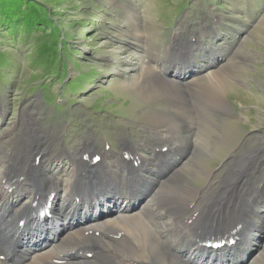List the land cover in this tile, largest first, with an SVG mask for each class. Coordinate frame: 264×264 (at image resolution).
<instances>
[{"label":"rangeland","instance_id":"1","mask_svg":"<svg viewBox=\"0 0 264 264\" xmlns=\"http://www.w3.org/2000/svg\"><path fill=\"white\" fill-rule=\"evenodd\" d=\"M29 1L34 4L40 2L43 4L40 5L48 10L46 15L50 20L46 35L32 33L26 34V37L19 34L15 38L4 33L3 26L0 28L1 179L8 168L3 160L8 158V154L15 156L16 153H21L26 142L27 146L47 151L48 156L43 159L41 165L47 177L54 173L46 170L47 165L56 162L60 164L66 158L58 160L54 156L55 153L68 148L73 151L83 143V146L77 147L73 153L68 152L75 154L79 149L85 148L87 143L92 142L101 148L109 144L114 152L119 153L123 150H119L120 145L122 148L121 143L135 145L142 139H146L150 147L157 148L158 139L163 138H159L154 132L162 127L163 120L144 118L154 115L153 110L163 113V119L173 118L177 101L171 102L169 106L143 105L139 96L133 91L130 92L128 84L138 79L144 63H158L164 67L166 61L160 63L161 60L171 58L174 53L184 56L185 62H192L197 67L193 66L194 71L182 77L170 74L181 83L179 85L201 75L200 71L223 72L224 78L218 76L217 81L221 85V97L229 105L221 107L220 100L213 94L217 87L210 82H202L192 89L185 90L191 101L186 108L191 106L199 112L207 111L211 114L203 122H198L196 127H181L182 134L171 138L185 141L184 147L182 146L185 152L174 158H180L177 168L185 162L189 163H186L183 170L185 181L189 180L202 188L212 179L213 187L209 189L208 194H217L225 189L224 183H230L239 174L235 171H238L236 167L242 158L251 157L253 151L264 147V0ZM175 35H180L181 41L175 49H170ZM190 41L193 44L190 50L192 52L187 55V51H181L190 45ZM180 60H168L167 66L176 71L182 69L184 64H179ZM182 78L186 81H181ZM174 92L176 90L173 87L172 90L170 87L165 88V95ZM198 115L199 113H196V116ZM194 139L198 140L200 145L192 150L191 155L188 143L193 145ZM88 140L93 141L85 143ZM171 149L177 151L174 147ZM139 151L141 156H145L142 148ZM150 151L151 149L146 152ZM189 157L192 160L188 161ZM170 159L174 161L172 157ZM51 160L55 161L50 162ZM68 160L69 171H66L69 167L66 161L59 165L62 170L55 172L57 176L51 178L64 176L65 173L71 178L72 164L70 159ZM251 173V179L241 178L240 182H235L234 187L240 189L244 182V185L255 189L252 192L255 196L260 183L264 185V151L256 156ZM211 174L213 176L210 178ZM157 176L155 174L154 177L159 179ZM96 180L94 184L92 176L91 180L78 184L87 199L77 196L74 198L86 200L76 209L80 214L68 227L64 226L63 233L72 230L73 226L85 223L82 226L85 227L89 222L102 220L107 216H117L119 212H110L112 197H123L119 191L129 184L137 191L134 185L137 179H125L127 182L121 181L118 185L101 182L99 177ZM62 181L64 182L63 179ZM65 183H69V180ZM30 185L32 184L28 183L24 187ZM102 185V191L93 199H89L93 190ZM109 186H114L115 190ZM158 188L159 186L150 188V193L141 198L140 206L144 205V210H158L151 199ZM199 196L197 194L196 197ZM253 196L239 195L238 198L246 200L248 205H256L260 195L257 199ZM28 198L29 194H25L20 204H24ZM56 198L60 202L61 197ZM124 202L122 199L118 205L124 206ZM131 202L129 204L135 207V199L131 198ZM202 206L203 203L195 198L187 200L182 213V224L189 222L190 228H193L203 217L205 220L216 222L214 217L208 218L210 214ZM125 207L126 203L123 208ZM249 209L253 208L246 206L243 212L258 225L256 234L257 240H260L253 244V253L249 259V262H252L253 257L258 254L259 246L264 244V195L261 218L257 217L258 209L248 215ZM91 212H95L94 219L87 217ZM230 216L231 219L235 218V221L244 220L241 210L238 209L234 213V207ZM59 220L56 211L55 223H52L51 227L45 224L38 228L44 229L45 235H40L34 241L31 253L45 250L52 244L48 240L55 239L52 236ZM148 225L152 226L150 222ZM127 228L139 232L138 226ZM28 229L29 227H25L21 233L34 232ZM247 249L251 250L250 246ZM236 251L238 254L239 251ZM137 253L140 255L142 249ZM146 263L158 264L153 259ZM204 264L232 262L231 259H218Z\"/></svg>","mask_w":264,"mask_h":264},{"label":"bare ground","instance_id":"2","mask_svg":"<svg viewBox=\"0 0 264 264\" xmlns=\"http://www.w3.org/2000/svg\"><path fill=\"white\" fill-rule=\"evenodd\" d=\"M167 63L168 60L166 61V65H163L164 67L158 63H144L141 74H139L140 76L137 75V77L139 76L138 79L128 84L130 92L133 91L137 94L140 98L139 101L143 105L157 106L166 104L169 106L168 104L171 102L177 101V108L174 109L175 116H172L173 118L164 117L165 119H163V113L156 110H153L154 115L144 118V120H163V123H161L162 127L157 128L156 126L157 129L154 132L156 136L163 138L158 139L157 148L150 147L146 139H142V141L135 143V145L123 142L121 148L123 150L120 153H115L112 149L100 152L92 142L87 143L85 148L79 149L75 154H71L68 151L63 152L59 157L70 159L72 164L69 183L63 182L60 177L51 178V176H57L55 172L51 173L50 177H47L46 173L41 169L43 159L48 156L47 151L38 147L32 148L31 146H27L28 142L25 143L22 150L24 152L21 151L22 154L16 153L15 156L8 154V158L3 160L5 166H8V168L5 176L0 181V251L10 257L11 261L6 263L0 261V264H147L146 262H149L150 259H153L158 264H204L207 261L215 262L218 259H231L232 264H236L237 261L235 259L238 257L242 258L238 264L244 262L243 256L246 257L247 255V247L250 246L251 248L250 243L253 246L257 242L255 231L259 227L251 218L244 214L243 210L246 206H250L253 209H249L247 214L251 215L254 209H258L257 217L261 218L264 193L259 196L256 205L251 203L248 205V203H245L246 200H240L238 196L252 197V189L244 185V182L241 184L240 189H236L234 184L236 181L240 182L241 178L251 179L253 162H255L256 156L259 153H263L264 147L253 151L251 157H244L242 161L240 159L241 162L236 167L238 171H235L236 174H239L230 183H224L225 189L217 194H208L209 189L211 190L213 187L211 186L212 179L210 180L213 176L212 174L208 179L210 180L208 185L202 188L194 185L189 180L186 182L183 170H185L184 168L188 162L177 168L179 165L178 159H174L179 153L185 152V148L182 149L185 141L183 139L171 138L182 134L181 127H185V129L196 127L198 122H203L211 114L207 111L199 112V110L191 106L186 108V105L191 101L188 99L185 90L192 89L196 84L202 82H210L217 87V90H214L213 94L220 100L221 107H229L228 103L221 97V85L217 81L218 76L221 79L224 78V73L219 70L202 73L201 75H197L193 80L190 79L184 84L179 85L181 83H178L176 79L170 76L168 70L172 69L167 66ZM185 72L182 69L177 71L172 70V74L175 73L174 76L180 77L184 76ZM166 87H170L171 90L173 87L176 92L165 95ZM173 107L175 106L173 105ZM196 113H199V115L196 116ZM193 142V145L188 143L191 147V155L192 150L200 145L196 139ZM173 147L177 150L176 152L171 149ZM141 148L145 153L150 149L151 151L147 156H141L139 151ZM165 148H167V153L164 155L156 151H164ZM127 154H131L136 161L141 163L139 168H135L131 161L125 160ZM97 155L101 156L102 163L93 166V159ZM167 158L175 167L172 168L174 172L167 173L168 178L165 181L160 182L155 180L156 186H159V188L151 199L154 205L158 207V210H144L142 208L137 213L119 212L117 216H107L102 220L89 222L85 227H82L84 223L80 226H73L72 230H68L65 233L62 232L64 226L68 227L70 222L80 214V212H76L75 208L70 207L69 209L68 205L76 202L74 200L76 196L87 199V195L84 191L80 190L78 184L91 180L93 176L94 184L97 182V177H99V181L101 182H110L118 185L121 181L127 182V180L141 178L143 173L145 174L146 172L153 174L155 170L153 166L150 167L151 163L149 161L153 160V162H156V169L160 170L163 161ZM55 160H51L50 162ZM187 160L192 159L189 157ZM28 183L32 184L30 185L32 188L24 187ZM7 184L14 186L18 194H10L8 190H5ZM103 185L94 189L89 199H93L102 191ZM109 187L115 190L114 186ZM58 192H62L63 195H60L61 199L57 206L60 220L55 226L54 235L52 236L55 239L51 238V240L55 241L45 250L31 253V245L40 235H45L44 229L22 234L19 223L24 220L26 221L32 212L37 211L47 196ZM25 194H29V198L24 204H20ZM119 194L125 198L130 197L129 203H132L131 198L133 196L136 197V190L129 184L120 189ZM197 194L200 195L198 198L196 197ZM258 195L259 193L255 196ZM194 198L203 203L202 208H206L205 210L210 214L208 218L214 217L217 220L216 222L205 220L203 217L198 224L201 222L214 224L212 229L217 227L219 229L218 232L220 231L217 234L232 233L237 230L235 236L240 239L239 249H235L233 252L224 250L214 254L206 251H197L198 240H196V233L193 232V228H190L189 222H185L184 225L182 224V213L186 206V201ZM86 199L78 200L82 203ZM233 207L234 213L238 209L241 210L244 218L243 221L234 220L230 223V220L226 221V217L222 219V214L217 215L222 210H229V215H232ZM83 212L88 213V211ZM191 212L192 210L189 211V213ZM148 222L152 226H149ZM262 222H264V215ZM50 226H52V223ZM128 226H138L139 232L127 228ZM97 232H99L98 237L95 234ZM212 238H215V236H212ZM259 247L257 256H254L252 262L250 261L247 264H264V244ZM141 249L142 253L138 255L137 252ZM87 250L95 252L93 259L88 260L83 257V254ZM236 250L239 251L238 254ZM56 261H61L62 263H57Z\"/></svg>","mask_w":264,"mask_h":264},{"label":"trees","instance_id":"3","mask_svg":"<svg viewBox=\"0 0 264 264\" xmlns=\"http://www.w3.org/2000/svg\"><path fill=\"white\" fill-rule=\"evenodd\" d=\"M40 4L29 0H0V28L3 26L4 33L15 38L19 34L26 37L32 33L46 35L50 18L46 15V7ZM1 33L0 30V39Z\"/></svg>","mask_w":264,"mask_h":264}]
</instances>
